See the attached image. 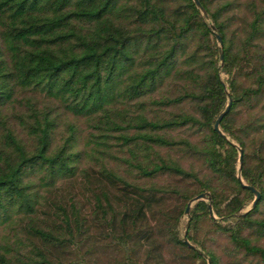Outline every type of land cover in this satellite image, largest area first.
Here are the masks:
<instances>
[{
	"label": "trees",
	"instance_id": "obj_1",
	"mask_svg": "<svg viewBox=\"0 0 264 264\" xmlns=\"http://www.w3.org/2000/svg\"><path fill=\"white\" fill-rule=\"evenodd\" d=\"M199 1L0 0V264H264V0Z\"/></svg>",
	"mask_w": 264,
	"mask_h": 264
},
{
	"label": "rangeland",
	"instance_id": "obj_2",
	"mask_svg": "<svg viewBox=\"0 0 264 264\" xmlns=\"http://www.w3.org/2000/svg\"><path fill=\"white\" fill-rule=\"evenodd\" d=\"M173 134L174 136H180V135L185 134V132L184 131L179 132V135L176 132H173ZM237 175H240L239 172ZM187 217H188V213L183 212V214L181 215V233L183 232V229L185 228V221ZM25 234L26 233L23 227H20V225H17V223L12 224L10 226L1 225L0 226V243H5L7 241L14 242L15 237H18V240H25ZM89 234L90 236L88 240H91V239L96 240L94 244L95 247H93V250L98 248L96 251L89 252L86 255H84L83 253L82 254L80 253L81 255L79 257H75V253H67L64 257L60 258L63 261L58 262V264H106L105 260H107V258H109L111 255H116V251L112 249H105L104 252L103 250L100 251L101 247L105 243L104 235L101 232H99L98 230L92 227V230L90 231ZM214 240L215 239L212 237L211 239L207 241V243L210 244L211 246L216 247V251H220L219 249H220L222 240L218 239L215 242ZM26 247L29 248V246H26ZM79 251H81V249ZM106 256L108 257L106 258ZM221 264H224V260H223V263Z\"/></svg>",
	"mask_w": 264,
	"mask_h": 264
},
{
	"label": "water",
	"instance_id": "obj_3",
	"mask_svg": "<svg viewBox=\"0 0 264 264\" xmlns=\"http://www.w3.org/2000/svg\"><path fill=\"white\" fill-rule=\"evenodd\" d=\"M195 4L197 5V7L201 10L202 14L204 15V17H208V14H207V11L205 10V8L201 5L200 1L199 0H194ZM212 29L214 31V35L218 41V50H219V58H220V61L222 62V59H223V51H222V39L220 37V35L215 31L214 29V26L212 25ZM228 94V102L227 104L225 105L224 109L217 115V117L215 118V121H214V124H213V127L214 129L220 133L221 135H223L224 137L226 136L222 131L221 129L219 128V121L221 119V117L227 112L230 104H231V97L229 95V93L227 92ZM238 151H239V156H238V161H239V168L241 166V162H242V154H243V150L241 147H238ZM238 177V180L241 182V185L242 186H245L247 188H249L253 193H254V197H253V200L251 202L252 206L256 203V201L258 200V198L260 197V192L259 190L254 186V185H251V184H248V183H244L241 179V176L240 175H237ZM199 198H202V199H208V203H207V206H208V210H209V213L210 215H212L214 218L215 216L212 214V210H211V203H210V194L208 191H203V192H200V193H197L196 195H194L193 197H191L188 201H187V204L185 206V209H184V212L185 213H188L189 211V206L191 204V202L193 200H196V199H199ZM183 240L190 246H193V244H191L187 238L183 237ZM207 261H208V264H211L210 262V259L207 258Z\"/></svg>",
	"mask_w": 264,
	"mask_h": 264
}]
</instances>
